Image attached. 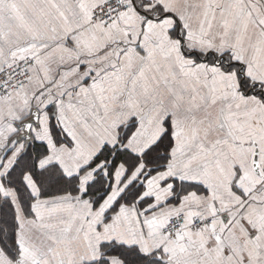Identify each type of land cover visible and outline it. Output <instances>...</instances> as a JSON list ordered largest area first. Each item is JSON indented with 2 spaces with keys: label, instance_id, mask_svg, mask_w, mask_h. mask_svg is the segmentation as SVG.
Listing matches in <instances>:
<instances>
[{
  "label": "snow or ice",
  "instance_id": "1",
  "mask_svg": "<svg viewBox=\"0 0 264 264\" xmlns=\"http://www.w3.org/2000/svg\"><path fill=\"white\" fill-rule=\"evenodd\" d=\"M0 264H264V0H0Z\"/></svg>",
  "mask_w": 264,
  "mask_h": 264
}]
</instances>
